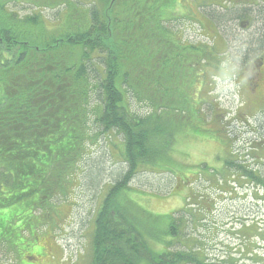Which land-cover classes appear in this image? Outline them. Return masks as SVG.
Returning <instances> with one entry per match:
<instances>
[{"label": "trees", "instance_id": "obj_1", "mask_svg": "<svg viewBox=\"0 0 264 264\" xmlns=\"http://www.w3.org/2000/svg\"><path fill=\"white\" fill-rule=\"evenodd\" d=\"M30 1L36 5L34 14L20 18L17 11L0 5V246L15 253L18 264H36L25 255L45 257L36 232L48 224L60 202L72 201L85 172L83 164L92 146L104 137L111 141L109 146L118 147L127 168L97 206L89 264H264L248 250L254 237L260 236L256 225L243 226L240 236L246 240L236 249L237 256L231 251L235 248L225 256L212 255L203 235L190 244L188 221L179 215L181 211L189 215L195 229L215 226L218 196L264 198V148L258 143L245 158L236 152L234 141L239 136L223 130L232 147L223 158L227 168L199 165L192 173L194 180L188 181L200 182L204 174L212 178L214 192L220 193L213 197L191 191L185 204L168 215L145 209L138 213L129 205L134 201L123 195L142 171L168 172L176 178L167 152L179 122L188 120L198 132L212 117L223 122L215 115L219 108L206 96L211 95L213 72L230 73L220 62L226 53L219 45L186 42L175 31L184 18L200 22L189 8L195 11L197 4L191 0L187 5L183 0ZM40 6L57 10V25L47 26ZM194 84H201L200 98L210 116L203 104L197 109L190 106L185 90ZM133 103L146 104L150 111L139 115L133 112ZM258 110L264 112L263 107ZM116 135L121 136V144L112 143ZM225 146L227 150L229 144ZM179 181L185 182L182 177ZM240 188H246L242 195ZM163 219H167L164 228ZM18 235L34 244L37 240L40 250L26 254L29 245L19 242ZM181 237L187 243L178 242ZM158 244L163 248L153 246ZM249 254L251 263L245 260Z\"/></svg>", "mask_w": 264, "mask_h": 264}, {"label": "rangeland", "instance_id": "obj_2", "mask_svg": "<svg viewBox=\"0 0 264 264\" xmlns=\"http://www.w3.org/2000/svg\"><path fill=\"white\" fill-rule=\"evenodd\" d=\"M191 1L197 4V7L195 11L193 7L189 8L193 10L194 16L200 22H191L184 18L175 31L178 37L186 42L208 43L209 46L219 45L221 53H226L220 58V62H224L230 73L223 70L213 72L215 76L211 77L213 80L211 95L206 96L210 103H214L219 108L215 111V115L218 116L217 120H223V122H215L212 117L210 122L201 124L203 131L200 132L192 130L188 120L178 123L175 141L171 143L167 152L177 179L168 172L160 174L150 171L139 172L129 183L130 189L123 194L134 201L129 205L138 213H142L145 209L154 214L168 215L185 204L192 196L191 191H197V195L200 192H206L213 197L219 194L220 192H214L211 187L212 178L204 174L200 182L190 184L188 181L194 178L192 173L196 172L199 165L207 164L219 170L227 168L223 158L232 147L228 136L224 133L225 130H228L231 137L234 136L233 134L239 136L234 141L236 152L240 151L245 158H249L250 153L255 150V143L260 145V149L264 148V112H259L258 101L247 105L252 101L245 97L244 83L247 80L242 74V66L247 60L260 54L264 56V0ZM191 1L183 0L181 3L187 5ZM236 2L238 3L235 4ZM0 5L6 6L9 11L12 9L17 11L18 18L32 15L36 10V5L30 0H0ZM178 7L181 11V7ZM49 8L51 7H41V12L48 22L47 26L57 25L59 19V16L55 17L57 10ZM242 23L245 27L241 26ZM223 58H226L225 61ZM222 65L221 67L224 68ZM201 87V84H194L190 90H185V93L188 98L190 97L191 107L197 109L203 104L205 113L210 116L208 106L200 98ZM249 96L253 97V93H249ZM131 108L139 115L150 111V107L142 103H133ZM112 139V143L121 144L120 135ZM109 142H111L109 139L101 137L97 145L92 146L93 152L88 155L83 164L85 172L80 176L82 182L72 194V201L60 202L57 211L48 216V224L36 232L35 237L38 243L44 245L42 248L45 250V257L34 259L25 255V259L34 260L36 264H89L90 239L97 206L101 203L106 189L127 168V164L119 155L118 147L109 146ZM226 144H229L227 150ZM247 162L254 165L252 161ZM262 163L264 167V159ZM181 177L185 182L179 181ZM245 189L240 188V195L246 191ZM217 202V208L214 210L215 218H217L215 226L197 224L198 228L195 229L190 216L186 217L183 211L179 213L188 221L185 231L187 236L190 235L187 238L190 244H194V238L203 235L209 242L210 254L225 256L230 253L231 248H235L231 251L237 256L239 253L236 249L242 248L243 240H246L240 236L243 226L255 227L256 225L260 236L254 237L253 242L249 243L248 250L264 259V198L255 201L251 196L247 198L244 194L243 196L234 194L231 197L227 195L225 198L218 196ZM209 205L212 206V203ZM166 223L167 219L161 221L162 228ZM28 235L29 233L25 236ZM17 240L29 245V248L21 249H25L26 254L32 255L35 250H40L37 240L34 244L22 235H18ZM187 240L181 237L178 242L187 243L185 242ZM177 244L180 245V243ZM153 246L163 248L162 244ZM17 257L15 253L0 246V264H18L20 259ZM249 257L252 255L249 254L245 260L251 263Z\"/></svg>", "mask_w": 264, "mask_h": 264}, {"label": "flooded vegetation", "instance_id": "obj_3", "mask_svg": "<svg viewBox=\"0 0 264 264\" xmlns=\"http://www.w3.org/2000/svg\"><path fill=\"white\" fill-rule=\"evenodd\" d=\"M264 56L262 54L247 60L242 66V74L246 76L247 82L244 83L246 90L245 97L258 104L264 105ZM253 93V97L249 96Z\"/></svg>", "mask_w": 264, "mask_h": 264}, {"label": "bare ground", "instance_id": "obj_4", "mask_svg": "<svg viewBox=\"0 0 264 264\" xmlns=\"http://www.w3.org/2000/svg\"><path fill=\"white\" fill-rule=\"evenodd\" d=\"M200 5V4H199ZM244 10V9H243ZM215 15V14H214ZM246 15V14H245ZM211 16V15H210ZM222 17V16H221ZM249 17V16H248ZM249 19V18H248ZM250 20V19H249ZM251 21V20H250ZM211 22V21H209ZM222 23V22H221ZM208 36V35H207ZM231 39V38H230ZM13 43V42H12ZM7 44V43H6ZM11 45V44H10ZM238 51V50H237ZM94 54V53H93ZM264 64V63H263ZM200 65V64H199ZM201 66V65H200ZM107 68V67H106ZM205 68H203L204 70ZM236 69V68H235ZM199 71V70H198ZM238 71V70H237ZM239 72V71H238ZM107 78V77H106ZM201 79V78H200ZM199 81V80H198ZM91 84V83H90ZM102 125V124H101ZM112 131V130H111ZM111 133V132H110ZM94 136V135H93ZM92 137V136H91ZM114 139V138H113ZM235 173V172H234ZM229 175V174H228ZM239 175V174H238ZM231 176V175H230ZM74 193V192H73ZM174 247V246H173Z\"/></svg>", "mask_w": 264, "mask_h": 264}]
</instances>
